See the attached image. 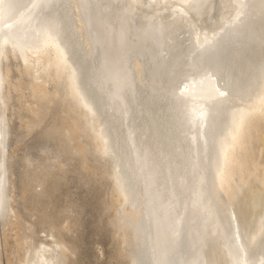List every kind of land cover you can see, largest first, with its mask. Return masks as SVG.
Instances as JSON below:
<instances>
[{
    "label": "bare ground",
    "instance_id": "bare-ground-1",
    "mask_svg": "<svg viewBox=\"0 0 264 264\" xmlns=\"http://www.w3.org/2000/svg\"><path fill=\"white\" fill-rule=\"evenodd\" d=\"M7 52L30 99L53 72L80 108L115 198L108 228L122 264H264V162L245 156L264 103V0H0V221L13 210L7 149L36 129L12 132ZM48 134L19 160L35 188L36 169L62 162ZM44 228L50 241L29 242L17 264H69L76 248Z\"/></svg>",
    "mask_w": 264,
    "mask_h": 264
},
{
    "label": "rangeland",
    "instance_id": "rangeland-1",
    "mask_svg": "<svg viewBox=\"0 0 264 264\" xmlns=\"http://www.w3.org/2000/svg\"><path fill=\"white\" fill-rule=\"evenodd\" d=\"M15 63H16L15 59L9 55V57L6 58V61H5V64L9 67V69L8 67L3 66V69L7 71V74L10 73L9 76L11 75L10 76L11 78L9 77V80L11 79V81H9L10 82L9 89H8L9 84L8 83L6 84L8 100L10 99L9 101H7L9 102L7 115L10 119V126L14 128L12 132L16 131V129L17 131L21 130L20 132H23L24 131L23 130L24 128H22L23 123H26V122L28 123L27 121L28 119L33 120L32 116H36L35 113L34 115L31 114L34 112L32 110L33 107H34V110H36L35 105H33L35 104V102L33 101H35L37 97H40V96L43 97V95L44 97L50 96L52 92L47 87L48 91L45 90L42 93V95L40 93L39 94L40 96L36 95L37 97L35 98V100H32L30 98H28L27 100V98L25 97L26 93H24L27 91L22 88L17 87L19 86L18 84H20L19 82L20 81V77H19L20 70L18 69L19 66L17 67ZM10 68H11V71H10ZM11 85L13 87H11ZM46 93L47 94L49 93V95H47ZM9 94L11 97L9 96ZM18 95H20V97ZM29 102L30 104H28ZM30 107L32 109H30ZM259 109L260 111L258 114H256V116H258V119H259V122H257L258 123L257 125H261L260 126L261 129L258 132V130L255 129V127L257 126L255 124L253 126L251 125L247 126L246 132L250 133V130H251V135L248 138L245 135V140H246L245 141V148H246L245 156L247 159H251V155L253 154L254 157H257L258 162L262 163L264 162V150H263L264 146H262V144H264V141H263L264 139L262 140V138H264L263 136L264 135V125H263L264 124V118H263L264 117V103L261 105V107H259ZM17 114L23 118L22 119L19 118L18 120ZM14 115H16V117ZM56 117H57V124L63 128L65 135L68 136L69 146L79 156L81 153V148H82L81 140L76 139L74 137V132H75L74 123L65 117V113L63 112L62 106L60 107L59 113L56 115ZM40 128L41 127L39 126L35 130L31 131L30 134H28L27 136L23 135V137L25 138L24 139L22 138L23 142L19 143L18 145L13 143L14 145L12 144L11 146L9 144L11 148H8V152H10L9 154L10 156H12L13 162H16L14 163L13 169L11 170L10 174L9 175L7 174V177H9V180L6 178V182L9 181V183L12 184V187L8 185V191L10 187L12 188V192L9 194L8 199L11 196L13 197V198L12 197L10 198L13 200H10V199L8 200L7 205L12 201L11 204H9L8 206L11 205L10 207L13 208V210L12 209L9 210L7 207V214L8 216H10L8 217L7 220L10 223H8V221H5L4 219H1V221H3L2 223L0 221V264H9V263L17 264L18 260L21 257L22 250L30 245L28 244L29 242H31V244L32 245L34 244L33 246H35L38 243L44 244L50 241V239L46 236L47 230L46 228H44L46 226H49V224L47 225L46 222L39 220L40 217H39L38 208H37L38 201L39 203L47 202L48 205H47V208L45 209V213L52 215L53 217H55V220H57L56 221L57 230L54 229L55 230L54 235L56 236V233L58 231V233L63 238V239H60L56 236L58 239L65 241L67 243V246L71 245L76 248V252L72 251L74 253L73 256L69 255V258L67 259V262H69V264H122L123 258H121L118 252L115 253L116 247L115 249H113L115 239H114V236H112V234L109 232L111 231L110 227L108 228L109 226L108 222L112 218L111 214L114 213L115 198H113L114 200L108 199V203H110V206L108 208L110 211L109 210L104 211L105 212L104 213L101 211V209L99 210V208L97 207V203L99 202V200H96L93 194V191L83 186L81 182L80 183L76 182L75 181L76 179L73 178L74 175L72 176L66 173L64 175L65 178L62 181H59L58 183L60 187V191L53 192L49 199L44 197L43 189L40 186L35 188L33 184L31 185V183H29V182H32L31 181L32 177L25 175V173L23 172L24 168L23 169L20 168L21 162H19V160H20V157L22 156V151L26 146L25 143L26 142L28 143L31 140V138L40 130ZM253 133H254V137L253 139H251ZM12 136H13V133H12ZM249 142L251 143V145H253V147L251 148L248 147ZM253 148H254V153L251 152ZM77 152L78 153L80 152V153L78 154ZM14 154L15 156H13ZM54 165L57 167L55 169L51 168V170L53 169L52 172H56V170L58 169L59 170L65 169L64 166L60 168L61 164H59L58 162H53V166ZM84 167H85V164H81L80 168L83 169ZM31 168L32 167L30 166L28 168V171ZM39 169L40 168L36 169V173H38V176H40L39 172L41 170ZM32 170L33 168L31 169V171ZM34 173H35V170L32 172V175ZM28 174L30 175L31 173H28ZM68 176H70L72 181H68ZM47 179H50V178H47ZM80 185H82L83 187ZM84 188H86L87 190ZM34 203H36L35 206L33 205ZM71 210H73L74 212H71ZM31 214H34L33 216L34 218L31 216ZM11 217L12 218L14 217L13 218L14 220ZM36 217H38V219H36ZM20 218L22 220H19ZM33 220H34V225L32 229H29V232H28L30 233L29 235H32L30 237L32 239L31 240L27 238L28 234L26 231L23 230L22 227H24L26 223L32 222ZM20 221H21V224H20ZM6 223L9 225H7ZM99 226H101V228ZM24 236L25 238H23ZM25 240H26V243L28 244L27 246H24V244L26 245V243H24Z\"/></svg>",
    "mask_w": 264,
    "mask_h": 264
},
{
    "label": "water",
    "instance_id": "water-1",
    "mask_svg": "<svg viewBox=\"0 0 264 264\" xmlns=\"http://www.w3.org/2000/svg\"><path fill=\"white\" fill-rule=\"evenodd\" d=\"M11 56V55H10ZM6 57H9V52H7ZM16 61V65L19 66L17 62V58L13 57ZM7 66V65H6ZM20 84L19 88L26 90V98H29V92L27 87L29 86V79L25 77L23 74V70L19 71ZM48 89L51 90L50 96L43 97H34L35 100V108L34 110L36 116L33 117L32 128L35 129L39 125L41 126V130L48 129L49 130V147L50 149L59 150V155L57 160L61 159L62 166L65 167L63 170H56V172H52L57 166H51L53 168L50 171L45 170L46 166H42L40 170V187L43 189V194L45 198H50L53 192L60 191L59 181H62L65 177L66 173L70 175H74L76 178V182L83 183L84 186L93 191V194L96 200H99L97 203V207L99 210L101 209L104 212L110 206L108 203V199L113 200V195L110 190V186L108 183V178L105 175V162L96 161L93 153L91 151V139L90 134L86 127H84L83 122L81 120V110L80 108L63 92V81L61 78L59 79L57 76L51 72L48 76V80L45 82ZM18 87V86H17ZM52 95V96H51ZM50 104V105H49ZM63 107V112L65 113V117L71 120L75 126L74 137L76 139L81 140V153L78 156L75 151L69 146L68 136L65 135V132L62 127L57 124L56 115L59 113L60 107ZM33 112V113H34ZM31 113V114H33ZM34 115V114H33ZM31 121V119H28ZM32 122V121H31ZM85 128V130L82 128ZM261 126V125H260ZM261 128H257L258 132ZM255 133V132H254ZM253 133V134H254ZM6 143H7V134H4ZM6 150V149H5ZM8 151V149H7ZM41 157V156H40ZM65 158V159H64ZM42 159V158H41ZM7 161V160H6ZM54 161V160H53ZM67 161V164L66 162ZM48 165H52L53 162L47 163ZM81 164H85L83 169L80 168ZM7 171V170H6ZM52 173V175H51ZM50 178V179H47ZM68 181H72L70 176H68ZM77 183V184H78ZM38 213L41 221L46 222L47 225L56 226L55 217L52 215L45 213V209L47 208V202L37 203ZM34 206L36 203L33 204ZM105 208V209H104ZM106 211V210H105ZM236 216V215H235ZM238 225H240L238 223ZM259 232L257 233V238L255 241V247L258 251L262 249L264 245V215L259 220ZM115 246L113 245V249Z\"/></svg>",
    "mask_w": 264,
    "mask_h": 264
}]
</instances>
